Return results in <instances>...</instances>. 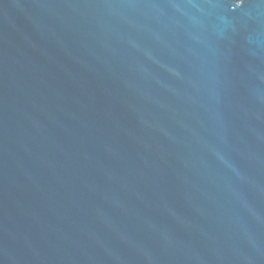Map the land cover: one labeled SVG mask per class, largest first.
Masks as SVG:
<instances>
[{"label": "water", "instance_id": "obj_1", "mask_svg": "<svg viewBox=\"0 0 264 264\" xmlns=\"http://www.w3.org/2000/svg\"><path fill=\"white\" fill-rule=\"evenodd\" d=\"M0 264H264V0H0Z\"/></svg>", "mask_w": 264, "mask_h": 264}]
</instances>
